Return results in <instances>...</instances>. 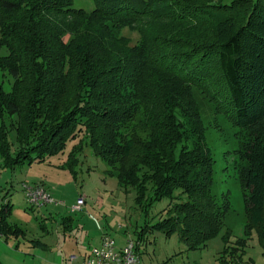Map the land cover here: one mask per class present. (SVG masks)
Returning <instances> with one entry per match:
<instances>
[{"label": "trees", "instance_id": "1", "mask_svg": "<svg viewBox=\"0 0 264 264\" xmlns=\"http://www.w3.org/2000/svg\"><path fill=\"white\" fill-rule=\"evenodd\" d=\"M94 1L89 11L74 0H0V163L15 169L45 162L69 144L74 156L86 143L121 186L135 189L141 208L150 183L154 199L169 198L166 215L147 223L138 241L148 231L176 232L189 248L204 247L223 227L230 204L212 192L200 104L184 89L193 85L246 133L236 169L248 222L238 245L224 247L220 264H247L245 244L254 229L264 255V0L221 1L224 9L248 2L241 21L212 13L215 4L206 1ZM179 5L213 19V40L186 37L173 51L170 35L163 37L161 24L153 29L148 17L167 18ZM137 20L143 35L131 46L121 29ZM216 74L221 85L214 90ZM10 210L9 201L0 209L1 235L25 237L8 221Z\"/></svg>", "mask_w": 264, "mask_h": 264}, {"label": "rangeland", "instance_id": "2", "mask_svg": "<svg viewBox=\"0 0 264 264\" xmlns=\"http://www.w3.org/2000/svg\"><path fill=\"white\" fill-rule=\"evenodd\" d=\"M189 1L214 3L211 6L212 13L235 14L239 21L247 15L250 7L245 1L226 9L220 4L223 0ZM74 2L78 8L89 11L95 8L94 0ZM185 12L191 14H183ZM166 17L160 20L148 17V21L153 29L161 24L163 37L170 35L169 45H175L174 52L187 44L184 41L186 37L189 40L197 38V43L213 40L216 24L205 13L198 16L190 10L182 12L179 5ZM139 21L121 29V35L131 46L138 44L143 35ZM183 42V46H178ZM143 66L153 75L152 64L148 65V61H144ZM217 78V74L211 77L214 90L221 85ZM187 86L184 88L187 89L186 94L194 96L200 104L198 118L205 147L213 161L212 192L220 202L226 199L230 204L223 227L206 246L191 249L176 232L167 236L163 232L148 231L145 241H138V232L147 223H155L166 215V209L163 208L168 207L169 198L154 199L153 184H148V197L144 205L148 215H145L142 211L144 208L136 202L135 189L121 186L117 176L109 174V165L95 154L90 145L82 143L78 154L73 156L72 144H69L63 153L52 156L48 162L25 164L15 169L0 163V209L9 201L11 210L8 221L24 230L27 238L38 239L47 245H34L31 240L22 237H9L7 240L0 233V264H82L89 251L101 246L102 233L103 237L111 236L118 248L130 240L136 242L140 264L225 262L221 258L224 247L228 245L231 249L238 245L235 242L245 236L248 222L244 192L236 169L237 149L241 147V140L246 133L241 132L209 95L193 85ZM11 120L13 118L8 121ZM11 136L14 137L13 129ZM35 186L45 189L49 186L54 201L44 207L32 206L24 191ZM68 217L74 218L71 229L65 226ZM225 237L229 242L225 241ZM71 255L78 256V260L70 261ZM226 258L231 259V254L227 253ZM244 261L247 264H264L263 247L255 229L246 240Z\"/></svg>", "mask_w": 264, "mask_h": 264}, {"label": "built area", "instance_id": "3", "mask_svg": "<svg viewBox=\"0 0 264 264\" xmlns=\"http://www.w3.org/2000/svg\"><path fill=\"white\" fill-rule=\"evenodd\" d=\"M25 192L32 205L41 206L44 203L54 201L51 193L41 186L28 187ZM136 246L137 243L130 240L125 246L118 248L115 240L111 236L105 235L101 246L94 248L84 258L82 264H140V256ZM77 260L78 256H70V261L75 262Z\"/></svg>", "mask_w": 264, "mask_h": 264}, {"label": "crops", "instance_id": "4", "mask_svg": "<svg viewBox=\"0 0 264 264\" xmlns=\"http://www.w3.org/2000/svg\"><path fill=\"white\" fill-rule=\"evenodd\" d=\"M51 158V157H50ZM45 162H48V161H45ZM35 163H43V162H35ZM44 184H45V182L44 181H42ZM35 184V183H34ZM37 184V183H36ZM46 185V184H45ZM47 188V190L50 192V190H49V186H46ZM25 192V191H24ZM51 193V192H50ZM25 194H26V192H25ZM27 196V195H26ZM28 198V197H27ZM49 203H47V204H45V205H42V206H39V205H32V206H36V207H44V206H46V205H48ZM59 213V212H58ZM51 215H53V212H52V214ZM59 215V214H58ZM92 218L93 219H95V217L94 216H92ZM73 222H74V218L73 217H71V221H68V222H65V226H66V228L67 229H71L72 228V226H73ZM103 234L104 233H102L101 234V236H100V238H101V241H102V238H103ZM3 237V236H2ZM4 238H6V237H4ZM20 238V237H19ZM19 238H16V239H19ZM22 238H24V239H28V240H31L32 241V243L34 244V245H42V246H47V245H45L44 243H40V244H35L34 242H33V240H35V239H29V238H27V235L25 236V237H22ZM7 240H8V238H6ZM100 241V242H101ZM19 242V241H18ZM18 245H19V243H18ZM123 247V246H122ZM90 254V251L84 256V258H86L88 255ZM84 258H83V261H84Z\"/></svg>", "mask_w": 264, "mask_h": 264}]
</instances>
